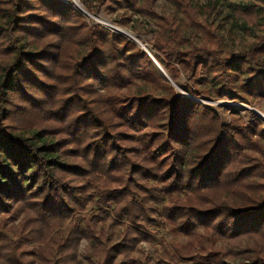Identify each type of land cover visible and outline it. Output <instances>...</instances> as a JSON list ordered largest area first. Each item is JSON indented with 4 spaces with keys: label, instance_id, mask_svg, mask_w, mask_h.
Wrapping results in <instances>:
<instances>
[{
    "label": "trees",
    "instance_id": "trees-1",
    "mask_svg": "<svg viewBox=\"0 0 264 264\" xmlns=\"http://www.w3.org/2000/svg\"><path fill=\"white\" fill-rule=\"evenodd\" d=\"M166 1L179 18L155 13L151 0H80L89 12L152 19L153 57L172 79L180 71L190 93L264 100V0ZM218 1L262 33L223 54L196 17ZM262 140L259 121L223 122L176 92L131 39L86 21L68 0H0V218L39 244L55 234L31 251L0 233V264H80V239L84 264H264ZM168 185L180 195L160 217L187 224L177 250L196 259L164 250L131 260L130 241L156 224L149 202ZM88 203L94 212L73 215ZM106 205L122 218H112L114 233Z\"/></svg>",
    "mask_w": 264,
    "mask_h": 264
},
{
    "label": "rangeland",
    "instance_id": "rangeland-1",
    "mask_svg": "<svg viewBox=\"0 0 264 264\" xmlns=\"http://www.w3.org/2000/svg\"><path fill=\"white\" fill-rule=\"evenodd\" d=\"M68 1L73 6V0ZM77 1H79V3L82 5V9L85 12H82L75 6H73V8L80 11L86 21L98 23L110 31L114 30H112L107 23L128 29L129 31L139 36L145 42L146 47L144 48L147 49L152 55L153 48L150 45V41L155 31V25L152 19L139 13H129L128 11L124 12L122 9L119 8L109 10L105 8V6L99 7L96 12H89L80 2V0ZM212 1L214 0H191L193 4L194 2H196L198 6L200 4L204 5L207 3H209L210 5ZM248 1L261 4L260 0ZM150 6V8L159 15H173L176 18H179V14L166 0H151ZM228 12V8L224 4H222L221 1H218L217 3H214L212 9L208 7L207 10L204 11V13H197L196 15L199 21H202L204 19L206 20V22L210 23L209 28L213 33L217 35L218 39L217 44L215 46L223 54H226L229 51H237L240 48H243L255 38L256 34L262 33V28L260 25L252 24L250 22L243 23L240 18L237 19V21H233L234 19ZM119 20H123L125 22L120 23L118 22ZM186 34L192 36L188 29L186 30ZM199 37L200 36H196L194 39H192V36L191 39L194 41L195 44H198L201 43ZM128 38L131 39L137 47H139L132 38ZM139 48L142 49L141 47ZM169 78L170 80L167 81L171 84V86L176 92L212 107L223 122L229 121L231 117H234L235 121L241 124L256 119L257 121H259L260 127L264 129L263 120L256 116L252 111V108H254L257 111L264 113L263 99L242 100L233 97L230 98L225 95L217 97L212 95H206L203 93L192 94L188 91V84L187 82H185L186 80L184 79V76L181 74L180 71H177V74L174 75V79H172L170 76ZM262 142L264 143V140H262ZM71 182L76 184L78 182L79 184L83 183V181H81V179L77 177H73L71 179ZM158 194V198L153 199L149 202V213L150 216L156 219V224L144 227V233L130 241L128 251L131 260H137L146 256L149 258L150 262H152L155 259L163 256L164 250L171 251L179 259H196V255L194 253H190V256L181 257L182 255H180V252L177 250V245L184 241V237L189 232V227L187 226V224L185 222L175 224L167 219L160 217V209L162 203L167 202L169 197L180 195L178 187L176 185H168L164 189L160 190ZM96 207L97 206L92 205L90 203L85 204L82 210L74 211L73 215L78 216L79 214H87L90 212H94L96 210ZM103 208L105 209V220L107 222V230L109 233H114L117 229L120 228V225L113 223L112 218L119 220H122V218H118L112 213L111 205H106ZM19 217L20 215H17L14 221L18 220ZM10 218V215L0 218V233L6 235L11 240L16 242L21 248H25L31 251H35L38 248H43L47 244L45 242H49L55 235L54 233H52L53 236H51L50 239L48 238L42 244H39L35 241H29L23 237H18L15 232L10 231L9 229V220H11ZM1 223H4L5 227L1 226ZM67 223L68 221L65 222V225L56 230L55 233L65 228L67 226ZM159 229H161L162 233H158ZM85 255H87L86 241L84 239H80L77 245V257L80 261V264H84L86 262ZM31 256L34 258L33 254Z\"/></svg>",
    "mask_w": 264,
    "mask_h": 264
},
{
    "label": "bare ground",
    "instance_id": "bare-ground-1",
    "mask_svg": "<svg viewBox=\"0 0 264 264\" xmlns=\"http://www.w3.org/2000/svg\"><path fill=\"white\" fill-rule=\"evenodd\" d=\"M75 1V3H76V5L78 6V7H81L82 8V5L79 3V1H77V0H74ZM107 23V22H106ZM110 27H111V29H116L117 31H119L120 33H122V34H124V35H127V36H129L130 38H132L135 42H136V44L139 46V47H141V48H144V47H146V44H145V42L139 37V36H137L135 33H133V32H131V31H129L128 29H126V28H123V27H119V26H116V25H111V24H109V23H107ZM113 27V28H112ZM252 111H253V113L256 115V116H258L261 120H263V122H264V113H262V112H259V111H257L256 109H254V108H252Z\"/></svg>",
    "mask_w": 264,
    "mask_h": 264
},
{
    "label": "water",
    "instance_id": "water-1",
    "mask_svg": "<svg viewBox=\"0 0 264 264\" xmlns=\"http://www.w3.org/2000/svg\"><path fill=\"white\" fill-rule=\"evenodd\" d=\"M73 6H75L76 8H78L79 10H81L82 12H85L81 7H78V6L76 5V3H75L74 0H73ZM112 28H113V27H112ZM112 30H114V31H116V32H118V33H120L119 31H117V30L114 29V28H113ZM120 34H122V33H120ZM123 35H124V34H123ZM125 36H127V35H125ZM127 37H129V36H127ZM142 50L145 51V52L149 55V57H150V59H151L153 65L155 66V69H156L157 73L159 74V76H161L163 79L170 80V78H169V76L167 75V73L165 72V70L159 65V63H158V62L155 60V58L150 54V52H149L147 49H145V48H142Z\"/></svg>",
    "mask_w": 264,
    "mask_h": 264
},
{
    "label": "built area",
    "instance_id": "built-area-1",
    "mask_svg": "<svg viewBox=\"0 0 264 264\" xmlns=\"http://www.w3.org/2000/svg\"><path fill=\"white\" fill-rule=\"evenodd\" d=\"M158 233H162L161 229L158 230Z\"/></svg>",
    "mask_w": 264,
    "mask_h": 264
}]
</instances>
